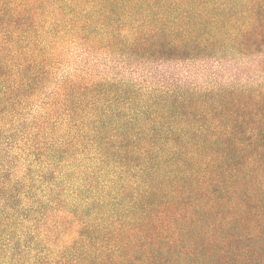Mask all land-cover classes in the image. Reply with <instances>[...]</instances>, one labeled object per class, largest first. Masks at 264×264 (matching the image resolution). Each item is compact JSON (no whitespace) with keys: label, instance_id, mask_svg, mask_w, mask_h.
Here are the masks:
<instances>
[{"label":"trees","instance_id":"trees-1","mask_svg":"<svg viewBox=\"0 0 264 264\" xmlns=\"http://www.w3.org/2000/svg\"><path fill=\"white\" fill-rule=\"evenodd\" d=\"M0 264H264V0H0Z\"/></svg>","mask_w":264,"mask_h":264}]
</instances>
